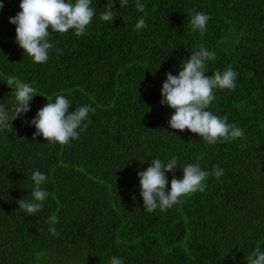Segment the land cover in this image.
I'll use <instances>...</instances> for the list:
<instances>
[{
    "label": "trees",
    "instance_id": "obj_1",
    "mask_svg": "<svg viewBox=\"0 0 264 264\" xmlns=\"http://www.w3.org/2000/svg\"><path fill=\"white\" fill-rule=\"evenodd\" d=\"M140 2L143 13L137 0L122 8L120 0H92L82 36L49 28L53 48L40 64L9 23L21 0H0V104L14 114L9 77L36 89L30 110L0 129V264H110L113 256L124 264H247L257 248L264 252V0ZM111 3L114 20H101ZM195 12L210 17L203 35L190 24ZM141 18L147 26L137 30ZM201 47L215 53L206 77L229 66L237 73L235 89H214L206 110L226 116L243 138L209 144L170 127L174 110L161 104L162 85ZM58 95L69 112L95 109L81 125L87 129L67 144L33 140L31 121ZM172 157L178 166L165 173L166 191L188 164L224 174L149 213L138 173ZM35 171L46 175L49 195L29 216L18 201L33 199Z\"/></svg>",
    "mask_w": 264,
    "mask_h": 264
},
{
    "label": "clouds",
    "instance_id": "obj_2",
    "mask_svg": "<svg viewBox=\"0 0 264 264\" xmlns=\"http://www.w3.org/2000/svg\"><path fill=\"white\" fill-rule=\"evenodd\" d=\"M92 0H21V11L16 17L11 18L9 23L16 25V43L28 54L35 63H46L49 58V50L53 44L49 42V28L55 33H67L70 29L79 37L85 33L87 26L93 20L95 9L91 6ZM120 7L127 5V0H120ZM137 11L143 13L144 5L137 0ZM3 4H0V9ZM105 11L100 16L103 21H113V3L105 6ZM210 17L202 12L192 15L190 24L193 30H199L201 35L206 31V25ZM145 19L141 18L136 23L137 30L145 28ZM215 59V53L201 47L199 51L191 54L190 59L182 62L178 76L171 73L166 75V82L162 85L161 104H166L174 110L169 124L174 130L185 129L202 137L209 144L218 142L234 141L244 137V131L240 127L229 124L228 118L214 115L206 110L214 100V89H235L237 73L229 66L223 72L217 70L211 77H206L208 62ZM6 84L14 89L15 107L14 114L10 117L5 105L0 104V129L12 128L11 122L19 115L27 113L29 105L36 96L31 85L21 82L16 77H9ZM72 107L70 101L63 95H58L55 102H48L40 109L31 123L36 128L33 136H43L48 142L67 144L70 140L79 139V132L87 129V120L90 112L95 109L90 105H83L69 112ZM246 147V145H241ZM178 166L177 158L164 163L160 159H154L150 167L140 171V194L143 198L144 209L149 213L166 210L180 202V198L197 191L204 190V182L209 176L219 179L223 169L214 166L211 171L201 170L198 164H188L182 168L183 178L171 180L170 191H166L168 180L166 172H173ZM34 188L31 193L33 199L18 201L19 209L24 210L29 216H33L43 207V202L49 195L42 190L41 185L46 182L47 177L40 171H35L31 177ZM56 216L50 217V223H57ZM49 231L55 236V228ZM110 264H124L123 260L113 256ZM247 264H264V252L257 248L248 258Z\"/></svg>",
    "mask_w": 264,
    "mask_h": 264
}]
</instances>
